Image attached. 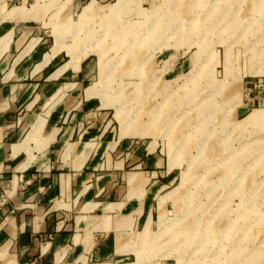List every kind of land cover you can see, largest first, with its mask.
<instances>
[{
    "label": "rangeland",
    "instance_id": "obj_1",
    "mask_svg": "<svg viewBox=\"0 0 264 264\" xmlns=\"http://www.w3.org/2000/svg\"><path fill=\"white\" fill-rule=\"evenodd\" d=\"M62 1L35 27L82 67L88 124L164 161L146 262L264 264V0Z\"/></svg>",
    "mask_w": 264,
    "mask_h": 264
},
{
    "label": "crops",
    "instance_id": "obj_2",
    "mask_svg": "<svg viewBox=\"0 0 264 264\" xmlns=\"http://www.w3.org/2000/svg\"><path fill=\"white\" fill-rule=\"evenodd\" d=\"M54 1L0 0V264H148L164 161L88 124L82 67L35 27Z\"/></svg>",
    "mask_w": 264,
    "mask_h": 264
},
{
    "label": "bare ground",
    "instance_id": "obj_3",
    "mask_svg": "<svg viewBox=\"0 0 264 264\" xmlns=\"http://www.w3.org/2000/svg\"><path fill=\"white\" fill-rule=\"evenodd\" d=\"M117 6H119V5H117ZM120 7V6H119ZM85 8V7H84ZM91 9H92V5H89V6H87L86 7V9L84 10V12H86V11H91ZM143 38V37H142ZM144 40V39H143ZM58 49H54V50H51V52H50V54L47 56V60H49V59H51V58H53L54 56H56L57 54H58ZM71 54H73L72 52H71ZM170 112V111H169ZM124 120V119H123ZM122 119H121V121H122V124H123V126L124 127H126L127 126V124H126V122H124ZM146 130L147 129H137V132H135V131H131V132H133V134H140L141 135V133L143 134V133H146ZM208 134V133H207ZM206 135V134H205ZM227 178H226V176H225V180H226ZM224 183V182H223ZM225 186V185H224ZM222 187V186H221ZM187 207V206H186ZM223 213V212H222ZM190 217V216H189ZM188 217V218H189ZM215 218V217H214ZM213 220V219H212ZM212 220H210L209 221V224L212 222ZM187 222V221H186ZM161 231H160V233L162 234V233H165V231H167L168 230V228H169V225L168 224H166V223H164L163 221H161ZM183 224H184V222H183ZM191 225V226H190ZM195 226H196V224H194ZM178 226V225H177ZM204 227V226H203ZM233 228V227H232ZM182 229V230H181ZM212 229V224H210V230ZM215 229V228H214ZM178 230H181L180 231V236L182 237V236H184L185 234H184V231H187V233H188V235H186V237L188 238V239H190V240H192V239H194L195 238V236H197V233H195V231L196 230H198L197 229V227H195V229L194 228H192V223H191V221H189V223H186L185 225H183L180 229H178ZM174 231L176 232L177 230L176 229H174ZM201 231H202V229H201ZM174 232V233H175ZM225 232V230H221V234H223ZM182 233V234H181ZM208 235H210V234H208ZM222 237V236H221ZM220 237V238H221ZM198 239V238H197ZM198 242V241H197ZM210 243V242H209ZM215 243V242H214ZM232 251V250H231ZM236 251V250H235ZM237 252V251H236Z\"/></svg>",
    "mask_w": 264,
    "mask_h": 264
}]
</instances>
